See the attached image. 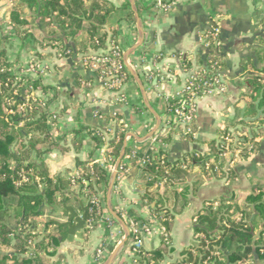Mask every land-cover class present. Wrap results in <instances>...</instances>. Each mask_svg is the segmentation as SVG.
Wrapping results in <instances>:
<instances>
[{"label":"trees","instance_id":"16d2710c","mask_svg":"<svg viewBox=\"0 0 264 264\" xmlns=\"http://www.w3.org/2000/svg\"><path fill=\"white\" fill-rule=\"evenodd\" d=\"M13 1L15 4L8 20L9 36L0 33V247L10 248L12 253H0V264H51L48 251L57 244L54 235L64 237L66 228H58L54 235L46 234L51 225L46 222L42 230L36 232V223L32 219L43 215L45 208L54 206L57 194L63 195L74 186L71 178L53 175L42 160L44 154L59 149L47 126L53 115L49 106L57 93L42 84L41 75L34 82H29L24 75H14L13 64L7 56L8 47L12 40H16L24 48L32 45L41 50L53 48L60 57L80 55L81 59L88 58L92 56L87 55L89 51L103 49L107 40H113L114 31L108 35L103 27L117 9L104 0ZM174 1L162 0V4L168 7ZM149 7L143 6V10ZM120 11L126 12L125 20L134 22L127 3ZM203 45L207 48L196 58L197 68L190 79V91L180 93V98L167 102L152 138L138 144L140 148L133 158L132 150L127 146L124 149L120 167L125 160H129L130 165L137 163L139 166V160L147 158L142 167L150 172V187H156L151 195L141 197L135 208L121 211L112 205L113 213L128 229L124 246L131 250L135 241V235L130 231L131 223L140 229L144 225L150 227L156 221L162 228L157 248L152 251L137 249L132 259L134 264H160L164 260L170 250L169 234L173 219L187 206L189 197L195 194L200 183L195 181L199 178H194L190 186H182L177 191L181 184L191 179L190 173L194 168L199 170V177L234 183V168L222 157L225 146L238 151L239 160H245L257 153L264 140V75H252L245 78L246 89L239 96L238 103L242 104V108L236 107L235 117L223 122L217 139L207 145V152H193L181 160L168 161L165 147L174 137L182 141L194 140L193 128L189 127V132H186L173 119V111L183 101L209 94L215 88L213 80L223 67L220 44H214L210 31ZM34 57L40 63L45 56L35 53ZM182 65L185 71L192 67L187 57ZM125 74L124 81L129 77L126 69ZM29 86H32V91ZM35 89L42 95L50 91L51 98L42 102L40 97L35 96ZM116 117L104 119L110 123ZM105 133L109 135L106 141L98 132L91 135V139L95 149L101 144L111 149L109 154L114 165L123 149L125 131L119 132L118 127L111 125ZM226 138L232 142L226 144ZM235 138L237 142L233 145ZM78 166L82 173L74 181L75 185L82 189V181H87L90 193H101L100 207H105L110 172L95 164L78 163ZM22 173H25L26 182H22ZM116 186L117 181L112 195ZM145 206L148 208L147 218L138 212ZM86 207V220L93 228L101 217V211L89 200ZM254 257L264 259V191L257 188L250 192H237L229 198L204 202L194 216L192 243L180 252L175 264H244L252 262Z\"/></svg>","mask_w":264,"mask_h":264},{"label":"crops","instance_id":"0c3cea01","mask_svg":"<svg viewBox=\"0 0 264 264\" xmlns=\"http://www.w3.org/2000/svg\"><path fill=\"white\" fill-rule=\"evenodd\" d=\"M117 9L108 19L103 31L108 35L114 31L113 40H107L105 48L89 51L87 55L97 56L117 47L121 51L123 65L129 77L122 86L121 94L103 88L96 71L87 69L82 63V57H60L55 49H39L37 46L24 48L16 40H12L11 48L21 60V66L34 54L44 55L41 65L44 67L42 84L51 87L57 93L56 99L49 106L54 120L47 122L49 133L53 141L59 146L58 150L42 156L43 162L51 173L58 177L71 178L82 173L80 164H90L100 158L95 149L91 135L101 133L106 141L109 137L106 129L118 123L126 126L124 143L130 149L140 148L135 138H145L159 122L166 109L167 102L182 88L189 74L196 68V58L205 53L204 39L212 27L218 29L223 67L219 71L220 86L209 94L195 99V113L191 127L194 130L193 141H182L174 137L165 147L169 162L181 160L189 153H205L207 145L218 137L223 122L235 117L239 96L245 91V78L252 75H264V0H176L167 11L157 7L159 0H104ZM140 19L141 34L131 2ZM162 2V0H160ZM133 14L134 22L124 19L126 12L120 11L125 5ZM153 4V5H152ZM143 6H150L143 10ZM142 41L140 42V40ZM44 46V45H43ZM188 58L192 67L189 71L183 69V59ZM25 68V66H24ZM12 72L16 76L15 69ZM35 96L38 89H35ZM41 93V92H40ZM50 91L47 93L49 94ZM47 94L43 95L46 96ZM143 108V109H142ZM110 123L104 118L114 117ZM160 124V123H159ZM21 127V124L18 125ZM158 128V127H157ZM133 134L135 138H131ZM152 142V141H151ZM100 167L113 171L112 156ZM229 153L226 161L234 168L235 182L199 177V170L191 171V179L177 188L190 186L199 181L194 195L189 197L187 206L175 215L170 231V250L160 264H175L180 252L192 243V224L194 216L201 209L202 204L216 198H229L237 192H250L257 188L264 191V140L261 141L257 153L245 160H239ZM113 166V167H112ZM116 177V191L110 195L108 205L112 209L114 204L119 210L135 208L140 198L149 196L155 191L148 181L149 171L142 166L130 165L124 162ZM87 182V181H86ZM82 184V183H81ZM161 186V185H159ZM83 187V185H82ZM87 191H90L86 188ZM84 187L80 189L74 185L69 191L56 196V204L64 202L79 215L81 207L87 206L89 194ZM100 198L102 195L95 191ZM151 205L150 207H152ZM145 206L138 212L142 217H148ZM54 206L47 207L43 215L33 218L36 232H40L43 224L51 223L46 234H53L58 229L54 222L63 223L64 219H54ZM107 206L101 208V217L93 228L86 220L83 243L67 242L64 237L54 235L56 246L49 249L51 264H95L94 257L97 250L102 249V264L110 257L113 250L126 238L123 228L113 221ZM150 231L141 237L139 248L152 251L159 244V234L162 231L158 222H152ZM1 254H11L10 248L0 247ZM133 254L123 246L113 264H134ZM244 264H264V259L254 257L252 262Z\"/></svg>","mask_w":264,"mask_h":264},{"label":"built area","instance_id":"2783aa9c","mask_svg":"<svg viewBox=\"0 0 264 264\" xmlns=\"http://www.w3.org/2000/svg\"><path fill=\"white\" fill-rule=\"evenodd\" d=\"M157 7H159L162 11H167L169 9V6H164L162 2L159 0L156 3ZM210 38L214 42L216 46L219 45L218 42V29L216 27H212L210 30ZM204 48L206 49V45H203ZM82 63L87 69H93L96 71L97 76H98V81L100 85L105 88L108 91L114 92L116 94H119V97L122 96L121 94V88L123 84L125 83L126 79V74H125V67L123 65V60H122V54L119 48L113 47L111 48L108 52L99 55V56H90L88 58H83ZM25 69L27 72L26 78L29 80V82H34L37 78V74H43L44 73V68L41 63L36 62L35 60H30L28 61V64L25 66ZM196 70V69H195ZM194 70V71H195ZM194 76V72H191L185 81L183 88L172 98V99H177L180 98V93L183 92H188L190 91L192 84L190 83V79ZM203 86H209V85H203ZM220 86V79L219 76L213 80V87H218ZM30 91H32V86L28 88ZM211 92V91H210ZM37 94L40 96L42 102L47 101L51 98V93L47 94L44 96L45 99H43V95L37 91ZM195 99L188 100V102L183 101L178 108H176L173 111V119L177 122L178 125H180L186 132H189V127H191L193 119H194V113H195ZM115 116V115H113ZM54 120V117L50 121ZM122 126V128H121ZM119 132L125 131L126 126L123 125L122 123H118L117 125ZM125 141L127 142L128 136H125ZM154 140L152 139V142ZM226 144H229L232 142L231 139L226 138L225 139ZM98 153L100 155V158L95 159L93 162L90 164H99L100 166H104L107 160H110L108 157V151L109 148L105 144H101L100 147L97 149ZM131 156L132 158L136 155L137 148L134 147L131 149ZM225 150H228V146H225ZM228 154L224 153L222 155L223 158ZM236 157V156H235ZM113 159V158H112ZM147 162V158H142L139 160V165L144 166ZM229 165L231 162H228ZM113 167V166H112ZM80 172L77 173L75 176L72 177V184L75 185V180H77L80 176ZM27 179L25 178V173H22V182H26ZM82 185L84 187V190L87 188V182L82 181ZM86 193L89 194V202L92 206L97 208L98 210L101 211L100 207V198L97 193H90L89 191L86 190ZM130 231L135 235V241L132 245V249L130 252L134 254L137 249L139 248V242L142 236L146 235L149 231L150 228L147 226H142L140 229H136L135 225L131 223V228ZM102 249L97 250L95 253L94 257V263L95 264H102Z\"/></svg>","mask_w":264,"mask_h":264},{"label":"water","instance_id":"95a60500","mask_svg":"<svg viewBox=\"0 0 264 264\" xmlns=\"http://www.w3.org/2000/svg\"><path fill=\"white\" fill-rule=\"evenodd\" d=\"M131 8H132V12L134 13L137 26H138L141 34H143V31H142L141 26H140V19H139L138 15L134 9L133 1L131 2ZM141 41H142V39L140 40V42ZM155 118L157 120L156 126L145 138L138 139V138H135L133 134H130V137L135 138L139 142H143V141L151 138L153 136L154 132L156 131L157 127L159 126V123H160L158 117L155 116ZM236 141L237 140L235 138L234 142H236ZM125 147H126V144L124 143L123 149L120 153V156L117 159V161L114 165L113 171L111 173L109 185H108L107 192H106V199H107V206H108L109 213L111 214L112 218L123 228L125 234L127 235L128 234L127 227L113 213L112 209H110V207L108 205L110 195H111V192H112V189H113V186L115 184L116 177H117V171H118L119 165H120L121 160H122L123 155H124ZM54 209L56 212L53 214V218L65 220L63 223L54 222V224L57 228H60V227L66 228L67 242H69V243L76 242V243L82 244L83 243V233L85 232L87 207L86 206L81 207L82 214H80V215L77 212H75L72 207L67 206L64 202L61 203V206H58V204L54 203ZM124 243H125V240H123L113 250L110 257L108 258V260L104 264H113L118 253L120 252V250H122Z\"/></svg>","mask_w":264,"mask_h":264},{"label":"rangeland","instance_id":"374dc122","mask_svg":"<svg viewBox=\"0 0 264 264\" xmlns=\"http://www.w3.org/2000/svg\"><path fill=\"white\" fill-rule=\"evenodd\" d=\"M14 4L15 3L13 0H0V26L2 27L0 30L1 35L9 36V33H10V31L8 30V29H10V25L8 23L9 12L11 11V9H13ZM11 43H12V41H11ZM11 47H12L11 45H10V47H8L7 56H8L9 61L13 64L12 69H15L16 73H18L19 75L26 76L25 72H27V71L24 68V66H26L28 64V61L34 60V59L28 58V60L24 64V66L23 65L21 66V60L19 59V56L14 53L15 50L12 51ZM1 48H2V46H1ZM40 75H42V74H37L36 76L38 77ZM236 142H234L233 145H235ZM227 152L229 153L230 157L236 156L238 159V154H239L238 151H233L228 147V150H225V153H227ZM225 160H228V159H225ZM260 227H261V225H260ZM257 231H259V229Z\"/></svg>","mask_w":264,"mask_h":264}]
</instances>
